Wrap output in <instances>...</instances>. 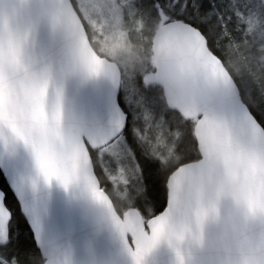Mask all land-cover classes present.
<instances>
[{"label": "snow or ice", "instance_id": "obj_1", "mask_svg": "<svg viewBox=\"0 0 264 264\" xmlns=\"http://www.w3.org/2000/svg\"><path fill=\"white\" fill-rule=\"evenodd\" d=\"M69 6L91 42L80 0H0V65L54 60ZM99 7L129 33L139 22L145 53L132 73L84 62L57 82L93 184L46 174L26 122L0 108V264H264V0ZM101 197L129 227L110 213L100 226Z\"/></svg>", "mask_w": 264, "mask_h": 264}, {"label": "water", "instance_id": "obj_2", "mask_svg": "<svg viewBox=\"0 0 264 264\" xmlns=\"http://www.w3.org/2000/svg\"><path fill=\"white\" fill-rule=\"evenodd\" d=\"M54 60L41 58L38 65L24 70L23 62L16 58L7 68L0 65V108L16 112L31 130V139L38 147L41 167L46 174L60 177L65 184L79 181L93 184L87 167V154L79 140L73 144L69 135V126L65 104L57 91L58 81H71L78 76L84 62L92 65H110L113 69L120 65L105 55H97L85 34L83 25L71 7L60 18ZM121 69V68H120ZM19 71V91L12 88V76ZM253 151L258 146L251 145ZM258 166L253 167V174L246 177L250 190L258 188ZM103 207L93 208L92 215L101 227L106 214L110 213L115 222L129 227L132 221H120L112 209L111 202L101 197ZM150 250V249H148Z\"/></svg>", "mask_w": 264, "mask_h": 264}, {"label": "rangeland", "instance_id": "obj_3", "mask_svg": "<svg viewBox=\"0 0 264 264\" xmlns=\"http://www.w3.org/2000/svg\"><path fill=\"white\" fill-rule=\"evenodd\" d=\"M105 0H80L85 11V18L94 32L96 45L105 55L114 59L120 65L121 70L132 73L139 67L140 60L145 53V46L132 45L127 36L126 28L110 24L108 19L100 11V5Z\"/></svg>", "mask_w": 264, "mask_h": 264}, {"label": "trees", "instance_id": "obj_4", "mask_svg": "<svg viewBox=\"0 0 264 264\" xmlns=\"http://www.w3.org/2000/svg\"><path fill=\"white\" fill-rule=\"evenodd\" d=\"M127 34L125 35V36H127V39L129 40V42L132 44V45H134V46H138V45H143V46H145V41L144 40H142L141 38H140V36L138 35V33H139V22H138V24H137V30H136V32H132V33H129V31L127 30ZM94 32H93V30L91 29L90 30V33H89V35H91V41H92V44H93V46L95 47V49L98 51V52H100V53H103L104 55H105V52H103V51H101L100 50V48H98V46L96 45V41H95V39H96V37H95V39H94ZM243 53H238L233 59L234 60H239V61H241V62H243ZM106 56V55H105ZM108 57V56H107ZM245 70L246 71H249V72H252L253 73V75H259V69L258 68H256V69H253V68H251V67H248L247 65H245Z\"/></svg>", "mask_w": 264, "mask_h": 264}]
</instances>
